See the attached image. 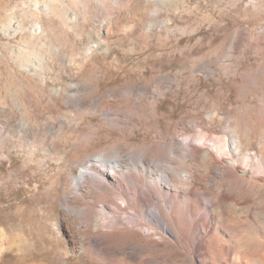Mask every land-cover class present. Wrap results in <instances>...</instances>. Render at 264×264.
Here are the masks:
<instances>
[{
	"label": "rangeland",
	"instance_id": "obj_1",
	"mask_svg": "<svg viewBox=\"0 0 264 264\" xmlns=\"http://www.w3.org/2000/svg\"><path fill=\"white\" fill-rule=\"evenodd\" d=\"M19 121L50 129L28 137ZM176 140L209 149L231 172L213 175L186 147L174 165L152 168L171 172L160 182L173 191L188 190L182 168L200 191L215 193V177L222 188L202 255L190 262L176 245L159 246L158 264H202L210 243L264 264V0H0V264H108L92 248L71 251L60 222L73 189L61 181L65 167L114 144L163 159ZM207 197L199 207L193 196L197 215ZM184 199L168 217L181 234L154 225L149 233L193 254L197 225ZM117 202L122 209L109 215L130 221L133 210Z\"/></svg>",
	"mask_w": 264,
	"mask_h": 264
},
{
	"label": "bare ground",
	"instance_id": "obj_2",
	"mask_svg": "<svg viewBox=\"0 0 264 264\" xmlns=\"http://www.w3.org/2000/svg\"><path fill=\"white\" fill-rule=\"evenodd\" d=\"M238 46L239 41L235 40L232 47L235 49ZM16 127L24 129V135L28 137L42 135L47 127L50 129L49 126L42 125L31 127L30 124L23 121H19ZM43 139L46 140L47 138L44 137ZM200 139L203 140L204 136L200 135ZM46 145L50 152L55 151V147L51 144ZM184 147L187 149L185 153L187 156L203 161L206 164V170L213 173V175L223 178L225 170L231 172V168L228 170L227 166L212 162L210 159L212 153L209 149L202 152L198 148L191 147L188 142L183 140L170 141L168 152L163 159L162 157L151 158L147 152H141L137 157H134L132 154H127L122 145L114 144L107 149H101L88 155L83 160L77 159L73 164H68L61 175V181L64 184L70 181L73 189L71 191L72 196L64 200L60 210V222L68 230L72 242V253L81 257L79 256L80 253L85 252L89 247L92 248L94 254L106 257L108 264H115V259L118 257L125 258L127 264H158V259H156L159 255V252H157L158 247L176 245L179 249V255L190 262L195 261L197 256H201L202 254H198L200 245L206 247L208 242L202 235H208L215 229L212 210L215 209L216 204L218 205V199L222 191L219 180H215L216 177L209 180L211 187L216 190L215 193L210 194L204 191L205 189L200 191L192 183L191 174L182 168L181 176L188 182V190L180 192L173 191L160 182L164 181L165 183L170 178L171 172L168 173L167 170H164L161 173H151L153 167L162 165V161L172 166L175 156L185 152ZM72 161L74 160L72 159ZM229 162L234 164L231 160ZM175 164L177 163L175 162ZM108 168L111 169L110 172L107 170ZM141 173L150 177V181H144L140 175ZM154 181H159L162 189H159L153 183ZM110 193L114 194L111 198L108 197ZM179 194L185 198V207L190 205V217L195 219L197 225V227L195 225L196 228L194 227L196 233L189 245L193 254L188 253L185 249L180 251L181 247L178 246L177 241L172 242L163 235H160L158 240H154L149 233V227L152 228L154 225L164 233L169 232L176 236L181 234L178 226L174 223H171V225L168 219V217L172 218L173 204ZM203 194L206 196L211 195V197H207L209 209L205 213L197 215L196 202L193 201V196L200 200L197 204L201 207L203 199H206V197L202 199ZM79 199H85L93 205L88 204L76 208L72 205V201ZM118 200H121L125 206L133 210V217L130 221H124L122 216L109 215V213H115L117 210L122 209L117 202ZM166 205L170 214L163 213V206ZM144 220L147 221L146 224L142 222ZM142 226H145L146 230L142 232L135 230L136 227L141 228ZM179 242L181 241L179 240ZM219 249L228 250L229 246L222 244ZM203 254L206 255V258L200 259L202 264H249L248 261L241 258H231L224 253L218 254L213 250L211 243L207 246V251L203 250ZM159 264L161 263L159 262Z\"/></svg>",
	"mask_w": 264,
	"mask_h": 264
}]
</instances>
